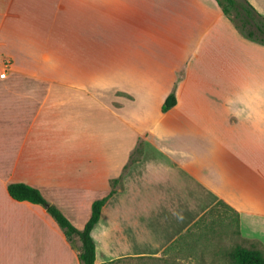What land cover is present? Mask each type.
Wrapping results in <instances>:
<instances>
[{
  "label": "crops",
  "instance_id": "1",
  "mask_svg": "<svg viewBox=\"0 0 264 264\" xmlns=\"http://www.w3.org/2000/svg\"><path fill=\"white\" fill-rule=\"evenodd\" d=\"M249 1L264 15V0ZM13 3L0 1L1 33ZM80 4L93 31L66 46L61 78L0 33L12 64L0 76V264H82L80 238L14 199L11 183L40 190L78 229L108 197L97 264L162 253L220 201L264 245V45L217 0Z\"/></svg>",
  "mask_w": 264,
  "mask_h": 264
},
{
  "label": "rangeland",
  "instance_id": "2",
  "mask_svg": "<svg viewBox=\"0 0 264 264\" xmlns=\"http://www.w3.org/2000/svg\"><path fill=\"white\" fill-rule=\"evenodd\" d=\"M81 10L80 0H16L4 10L6 16H14V21L4 29L2 25L0 33L13 48L29 52L30 56L24 58L27 63L52 64L53 75L61 78L66 46L69 43L77 46L75 36L79 32L93 31V25L80 21ZM255 246L264 249L260 242L242 238L236 215L221 206L162 253L113 264H235L239 247Z\"/></svg>",
  "mask_w": 264,
  "mask_h": 264
},
{
  "label": "trees",
  "instance_id": "3",
  "mask_svg": "<svg viewBox=\"0 0 264 264\" xmlns=\"http://www.w3.org/2000/svg\"><path fill=\"white\" fill-rule=\"evenodd\" d=\"M217 2L223 13L232 21L240 34L251 41L264 45V15L261 14L249 0H217ZM176 103L177 98L174 90L165 101L163 110H169L176 105ZM116 184L117 181L114 182V187ZM8 189L11 196L16 200H27L43 205L55 218L68 238H80L82 242L79 253L81 263L97 264L96 244L92 236V231L100 220L102 208L108 197L94 202L92 215L89 221L84 229H78L56 205L46 200L37 188L25 183H11ZM113 192L114 190L112 193ZM221 206H226V204L221 201L218 202L216 206L210 210L208 215L215 213ZM235 259V264H264V249L256 246L252 248L239 247L235 252Z\"/></svg>",
  "mask_w": 264,
  "mask_h": 264
},
{
  "label": "built area",
  "instance_id": "4",
  "mask_svg": "<svg viewBox=\"0 0 264 264\" xmlns=\"http://www.w3.org/2000/svg\"><path fill=\"white\" fill-rule=\"evenodd\" d=\"M0 65L2 66V69H3L2 72L0 73V76L2 78H6L8 75V69L11 66V62L10 60L3 59L2 61H0Z\"/></svg>",
  "mask_w": 264,
  "mask_h": 264
}]
</instances>
